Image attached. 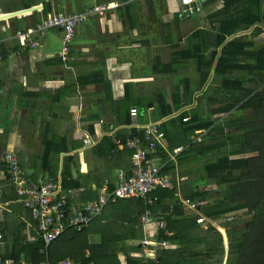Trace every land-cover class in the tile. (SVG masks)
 I'll return each mask as SVG.
<instances>
[{
  "label": "crops",
  "instance_id": "obj_1",
  "mask_svg": "<svg viewBox=\"0 0 264 264\" xmlns=\"http://www.w3.org/2000/svg\"><path fill=\"white\" fill-rule=\"evenodd\" d=\"M111 3L117 8L102 16H89L76 27L71 38L66 37L62 27L45 25L51 16L84 14ZM193 3L192 6L183 5L181 0H0V233L4 236L0 264L7 260L14 264L24 262L17 263L16 254L42 238L32 211L19 199V185L13 180L7 155L16 156L22 176L28 181L61 184L59 197L66 200L62 207L65 214L58 210L55 215L63 214L61 222L68 226L76 212L84 211V204L105 192L102 190L106 183L107 191H113L119 174L131 172L132 168L121 170L115 166V170H107L103 158L111 147L107 145L98 151L94 148L105 137H111L119 151H125L121 136L116 137L121 133L128 139L126 147L129 149L128 141L137 134L132 135L135 129L131 127V116L129 125L122 124L121 117L134 108L140 126H160L164 148L159 145L155 155L160 164H168L169 154L176 148L183 149L171 162L174 167L170 172H165L166 167L162 172L182 193V198H178L171 189L158 191L174 193L175 198L166 200L165 211L175 213L179 199L193 201L188 196L190 190L207 187L220 192L213 183L202 181L198 173L212 163L221 150L215 152L214 147V152L198 161L189 157V152L194 150L195 141L205 140L218 146L217 139L206 137L220 125L226 128L228 113L221 114L216 107L222 106L220 102L228 98L251 94L223 90V86H228V43L249 44L247 51L251 56L243 63L255 64L253 54L264 50V0H193ZM230 21L240 24L236 32L228 35ZM19 32L29 34L25 43L19 39ZM219 66L224 72H217ZM246 86L264 93V71H258L255 81H248ZM170 112V116L161 118V113ZM182 113H195L200 121L214 125L196 130L191 142L170 150L161 125ZM242 116L245 122L253 119L251 111ZM190 118L188 115L184 121ZM225 131L223 151L228 152V134H233V130ZM60 138L67 140L68 151L57 157L56 154L47 156L48 143ZM66 157L75 158L74 163L67 164L74 177L83 182L81 188L74 190L81 195L88 192L86 187H89L95 194L80 204L69 202L68 198L77 197L70 195L74 190L67 195L63 191ZM180 178L183 182L178 186ZM109 180L115 182L113 190ZM193 202L199 204L198 210L192 211L184 205L186 217L194 220L203 216L205 222L199 224L200 230L215 227L222 235V261L217 263L218 258H213L212 264H228L220 231L224 230L227 235L222 223L228 216L209 218L204 210L210 202ZM131 210V200H116L108 204L88 228L77 231L68 227L65 232L87 231L88 246H99L102 226L108 225L116 213L128 219ZM146 213L150 214L149 223L143 221ZM152 216V212L146 211L135 226L128 221L114 223V230L119 234L106 236L111 239L112 250L110 254H101L97 264H129V259H140L146 264L158 259L157 250L167 249L170 244L158 239L159 230L166 228V221ZM220 219L222 221H218ZM130 232L137 237H130ZM170 234L174 236L175 232ZM176 247L175 243L171 246ZM30 254L36 263H41L38 251ZM65 259L76 263L73 257Z\"/></svg>",
  "mask_w": 264,
  "mask_h": 264
},
{
  "label": "trees",
  "instance_id": "obj_2",
  "mask_svg": "<svg viewBox=\"0 0 264 264\" xmlns=\"http://www.w3.org/2000/svg\"><path fill=\"white\" fill-rule=\"evenodd\" d=\"M239 24L232 21L228 22V35L236 32ZM248 45L242 42L228 43V86H223L225 88L223 90L251 92V94L228 98V100L220 102L223 103L222 106L216 107L217 112L228 113L226 128L223 129V126L220 125L219 128L209 132L206 137L207 139H217L218 146H215L214 143L209 144L205 140L201 143L195 141L194 150L189 152V157L192 156L195 161H198L200 157H206L212 153L211 151L214 152V147L216 148L215 152L221 150L218 155H215L216 159L205 165L198 173L202 181L213 183L220 192L206 187L194 191L190 190L189 195H187L193 201L210 202V205L204 210L205 216L209 218L228 216V220L222 223V227L227 231L229 241L228 264H264V93L246 86L248 81H255L258 71H264V50L258 55L253 54L255 64L243 63L248 62V56H251L247 51ZM217 72H224L223 67L219 66ZM207 103L209 105L219 104ZM248 111H251L253 119L245 122L242 114ZM129 113H122L121 118L124 119L122 124H130ZM171 114V112L161 113L160 116L166 118ZM215 114L217 113H212V115ZM188 115L191 118L185 122L184 120L187 119ZM213 125L212 122L200 121L199 116L195 113H182L163 122L161 127L166 133L168 147L173 150L180 145L191 142L196 130H206ZM226 129L233 130V134H228V152L223 151ZM136 134H138L137 130H133L132 135ZM119 136L122 138L125 151H119V147L112 142L111 137H105L103 142L94 148L98 151L107 145L111 147V151L105 154L104 158L102 157L106 161L107 170H115L114 166L121 170L132 168V151L126 147L128 139L123 137L121 133L116 135V137ZM220 137L221 140L219 141ZM63 151H68L67 140L60 138L48 143L46 155L56 154L55 157H57ZM250 154H255V156L236 158ZM71 162H75L74 157L65 158L62 176L63 191L66 195L74 188H81L83 185L80 178L74 177L70 166L67 164ZM46 164H49V161ZM172 166L174 167V164L169 162L165 172H170ZM54 175L57 177L55 173ZM109 182L110 189L113 190L115 182L111 180ZM223 186H227V188H222ZM86 188L88 192L77 195L75 199L68 198L69 202L80 204L86 198L95 196L89 187ZM155 195L145 199H131L132 210L129 218L124 219L122 214L116 213L108 225L102 226V240L99 246H88L87 231L81 233L76 232V230L65 232L48 248L45 247L42 238L41 240L38 238L39 235L38 239L32 242L30 246L27 244L23 247L22 253H15L16 261L19 263L23 260L24 263L31 264L34 258L30 253L35 250L38 251L41 263L45 261L54 263L70 256L75 258L77 264H91V262L97 264L101 254H110V249L112 250L111 239L106 236L111 237L113 234H119L114 230V223L118 225L120 222L128 221L135 226L138 225L140 217L146 211H150L155 219L159 218L160 221H166V228L159 230L158 239L160 242L166 241L170 245L167 249L157 250L158 259L148 261L146 264H212L214 263L213 258H218L217 263L221 262L224 246L222 235L217 229L210 227L207 230H200L199 224L196 222L197 218L193 220L186 217L185 207L179 202L180 200L175 205V213L169 214V211H165L166 200L175 198L172 191H161ZM155 197H157V201H154ZM135 217L137 218L135 219ZM176 218L181 219L176 220ZM33 224L35 225V222ZM170 232H175V235L172 236ZM132 233H129L130 237H137L136 233L131 236ZM174 243L178 244L177 248H171ZM86 251L89 252V255L86 254ZM22 256L24 258L19 259ZM142 262L143 260L140 259H129V264H143Z\"/></svg>",
  "mask_w": 264,
  "mask_h": 264
},
{
  "label": "built area",
  "instance_id": "obj_3",
  "mask_svg": "<svg viewBox=\"0 0 264 264\" xmlns=\"http://www.w3.org/2000/svg\"><path fill=\"white\" fill-rule=\"evenodd\" d=\"M183 5H190L193 0H181ZM114 3L99 6L93 11L68 16L65 14H57L51 16L45 22L48 27H62L65 30L66 37L71 38L75 33L76 27L86 21L89 16H102L108 11L116 9ZM18 37L25 43L29 34L19 32ZM35 44H33L34 46ZM67 48L64 49L66 54ZM131 127L137 130L136 137L128 141V147L132 152L130 173L121 172L118 177V184L115 190L107 191L106 183L103 186L105 191L97 197L96 200L84 204V211H78L71 217V222L68 226L61 221L64 218L63 214L55 215L58 210L62 211L66 200L59 197L62 192L61 184H56L52 181L42 183H33L22 176V171L19 162L14 154L7 155L13 180L19 185L18 196L21 202L32 211L34 219L37 221L39 230L42 234V240L45 247L48 248L52 243L60 238L68 227H74L77 231H83L88 228L91 222L102 215L105 207L116 200H131L136 198H146L148 196H156L161 189L168 188L175 192V196L182 198V193L179 187H176L169 177H164L162 172L166 167V163L160 164L156 159L157 148L162 145L164 148V135L160 132V126L152 124L148 126H140L138 122L137 109L130 110ZM140 134V135H139ZM142 135V136H141ZM145 145V146H144ZM183 151L178 147L173 153L169 154L170 162H174L178 155ZM178 186L183 182V179H178ZM72 197L78 195L74 190L70 193ZM180 200V199H179ZM157 201V197L155 200ZM181 201V200H180ZM181 203L192 211L198 210V203L190 200L182 199ZM63 212V211H62ZM64 213V212H63ZM65 214V213H64ZM150 214L146 213L143 217L144 223L150 222ZM198 224H204L205 218L199 216L196 219ZM3 234L0 233V247L3 242ZM148 242H144L147 245ZM165 246L166 244L163 243ZM1 262V259H0ZM2 264H14L12 261H5ZM20 264H26L24 262ZM38 264H76L72 259H65L55 263L45 261Z\"/></svg>",
  "mask_w": 264,
  "mask_h": 264
},
{
  "label": "water",
  "instance_id": "obj_4",
  "mask_svg": "<svg viewBox=\"0 0 264 264\" xmlns=\"http://www.w3.org/2000/svg\"><path fill=\"white\" fill-rule=\"evenodd\" d=\"M192 6L194 5V3L193 4H191ZM221 232H222V234H223V238H224V241H225V245H226V253H227V255H228V257H229V241H228V238H227V235H226V233H225V231L224 230H220Z\"/></svg>",
  "mask_w": 264,
  "mask_h": 264
},
{
  "label": "rangeland",
  "instance_id": "obj_5",
  "mask_svg": "<svg viewBox=\"0 0 264 264\" xmlns=\"http://www.w3.org/2000/svg\"><path fill=\"white\" fill-rule=\"evenodd\" d=\"M214 188H215V186H213ZM189 215H191V214H189ZM230 218V217H229ZM218 221H222V219H220V220H218ZM216 225H217V223H216ZM87 237V236H86ZM147 238H149V237H147ZM150 239V238H149ZM168 248H169V246H168ZM177 248V247H176ZM32 261H33V259H32ZM32 264H36V261H33L32 262Z\"/></svg>",
  "mask_w": 264,
  "mask_h": 264
},
{
  "label": "clouds",
  "instance_id": "obj_6",
  "mask_svg": "<svg viewBox=\"0 0 264 264\" xmlns=\"http://www.w3.org/2000/svg\"><path fill=\"white\" fill-rule=\"evenodd\" d=\"M114 10V9H113ZM106 14V13H105Z\"/></svg>",
  "mask_w": 264,
  "mask_h": 264
}]
</instances>
